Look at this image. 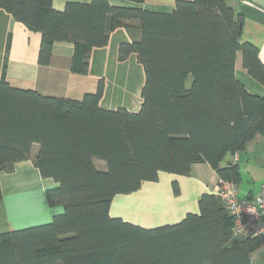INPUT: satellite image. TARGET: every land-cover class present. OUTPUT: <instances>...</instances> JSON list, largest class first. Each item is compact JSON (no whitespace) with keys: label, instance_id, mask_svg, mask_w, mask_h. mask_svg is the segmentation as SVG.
I'll list each match as a JSON object with an SVG mask.
<instances>
[{"label":"trees","instance_id":"obj_1","mask_svg":"<svg viewBox=\"0 0 264 264\" xmlns=\"http://www.w3.org/2000/svg\"><path fill=\"white\" fill-rule=\"evenodd\" d=\"M0 9L41 34L42 65L54 42L73 43L80 73L111 31L138 28L141 38L121 42L118 58L136 53L144 70L136 112L100 108L101 81L77 101L33 91L16 96L2 74L0 172L30 158V143L38 141L34 166L54 181L46 199L62 211L46 223L0 233V264H251L264 236L235 235L213 192L199 196L198 213L172 224L143 227L109 213L115 195L137 191L162 171L188 175L194 163L240 183L237 161L226 158L263 131L264 94L251 93L236 76L237 52L263 86L264 64L256 46L240 42L243 17L228 0H176L168 13L108 0L68 1L62 10L52 0H0Z\"/></svg>","mask_w":264,"mask_h":264},{"label":"crops","instance_id":"obj_2","mask_svg":"<svg viewBox=\"0 0 264 264\" xmlns=\"http://www.w3.org/2000/svg\"><path fill=\"white\" fill-rule=\"evenodd\" d=\"M68 1L89 2L90 0H52V6L56 10H62ZM108 1L112 5L138 6L150 11L168 13L173 10L176 0H144L140 4L129 0ZM228 2L243 17L240 42H249L256 46L259 58L264 64V0H228ZM140 38L141 30L138 28L114 29L106 45L94 47L90 51L88 70L86 73H80L78 72L80 60L76 58L79 54L75 55L73 43L54 42L50 62L42 65L38 62L41 34L28 29L5 9H0V79L3 74L5 83L14 89L12 93L16 96L18 91H33L46 97L77 101H81L86 94H94L101 81L103 88L99 99L100 108L114 110L123 107L136 112L142 102L140 91L144 84L143 66L138 62L136 53H130L127 58L120 60L118 47L121 42L138 41ZM235 67L236 76L248 91L258 95L264 94V86L254 80L242 67L240 52H237ZM29 149L30 158L16 162L11 172H0L3 194L0 200V233L46 223L56 213L62 211L61 206H50L46 199V189L52 187L54 181L42 177L34 166L32 159L40 149L39 142L32 140ZM236 155L241 181L245 179L247 183L245 187L243 186L245 193L242 195L239 192L241 181L236 185L238 195L254 196L259 192L260 185L264 181V128ZM231 158L232 156H228L226 161ZM100 161L96 159L95 165L104 167V161ZM217 179L216 172L209 164L194 163L188 175L162 171L159 172L156 181L143 182L136 192H141L142 196L148 192V195L152 196V193L161 187V190L168 191L173 199L179 198L182 204H179L175 211L174 219L162 223L172 224L180 221L187 213H198L199 196L204 192H212ZM174 181L178 184L177 192L170 187V182ZM147 185H149L148 190H144ZM172 190L178 196L172 194ZM183 200H186L185 203ZM111 210L112 206L109 208L111 216L125 220ZM260 248L264 249V245ZM251 264H254L253 261Z\"/></svg>","mask_w":264,"mask_h":264},{"label":"rangeland","instance_id":"obj_3","mask_svg":"<svg viewBox=\"0 0 264 264\" xmlns=\"http://www.w3.org/2000/svg\"><path fill=\"white\" fill-rule=\"evenodd\" d=\"M186 82L187 85H189L190 78H188ZM100 162L103 161L101 160ZM240 184L241 185L239 186V192L242 195L243 193H245L244 185L247 184L246 180L243 179ZM170 187L174 190L173 182H170ZM148 188L149 185H147L144 190H148ZM161 189V187H158L157 191H154L153 193L151 191L150 193H152V196H149L148 192H146V194L142 196L141 192L139 193L136 191L117 194L111 201V204L113 203L112 205L110 204V206H112L111 212L116 213L115 215L122 216L127 221L143 226H156L162 223H166V221L174 219V213L179 207L180 199H173L168 191L167 192L169 195L166 191ZM173 190L171 191L172 194L178 196V194L174 193ZM185 201L186 200H183L184 203ZM263 260L264 249L259 247L252 253L251 261H253L254 264H263Z\"/></svg>","mask_w":264,"mask_h":264},{"label":"built area","instance_id":"obj_4","mask_svg":"<svg viewBox=\"0 0 264 264\" xmlns=\"http://www.w3.org/2000/svg\"><path fill=\"white\" fill-rule=\"evenodd\" d=\"M238 160L234 154L231 158ZM212 192L224 203L232 218L235 235L264 236V181L259 192L251 197H240L235 184L218 178Z\"/></svg>","mask_w":264,"mask_h":264}]
</instances>
